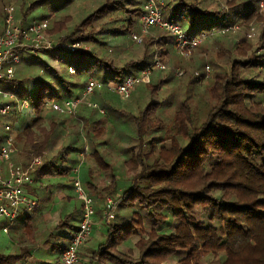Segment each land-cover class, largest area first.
<instances>
[{
    "label": "trees",
    "instance_id": "trees-1",
    "mask_svg": "<svg viewBox=\"0 0 264 264\" xmlns=\"http://www.w3.org/2000/svg\"><path fill=\"white\" fill-rule=\"evenodd\" d=\"M63 1L66 0H19L21 24L30 22V12L42 4H51L49 10L54 14L59 8L56 3ZM162 1V17L181 25L188 36L222 24L226 27L232 20L227 19L223 9L211 4L205 7L199 4L200 0ZM257 2L225 0L234 20L241 17V23L246 25L252 18L257 20V36L255 40L243 37L239 42L225 43L211 52L210 75L201 91L192 89L190 84L205 79V62L192 55L188 59L175 55L170 34L155 27L140 43L132 39L133 34L140 33L142 0H101L58 41V44L79 41L82 48L72 52L61 47L49 49L52 53L47 50V59L41 62L47 73L45 79L28 81L25 75L10 79L19 80L15 95L28 100L30 107L26 110L32 116L22 126L19 139L25 147L41 150L57 127L53 119L60 115L46 107L47 101H61L80 93L89 78L121 82L148 66L154 55L163 63L171 59L172 67L156 69L167 71V75L178 63L187 60L186 68L189 64L198 67L197 75L196 70H185L181 75L186 81L184 89L171 87L156 94L168 79L153 77L145 84L149 89L148 102L136 112L121 107L119 100L115 102L120 98L116 94L106 88L98 89L97 104L107 117L89 122L90 119L81 116L90 156L108 178L107 186L101 189L90 177L85 183L97 198L107 193L115 201L114 221L106 224L104 241L91 251L89 264H205V257L213 259L207 264H264V13H258ZM5 3L7 0H0L1 6ZM45 18V12L41 11L32 20ZM68 21V16L53 20L51 32L62 31ZM125 36L130 48L112 54L110 41ZM84 41L91 42L93 47L85 49ZM56 51L77 54L75 63L64 62L68 75L60 73L52 63L62 59ZM69 67L73 73L68 71ZM26 81L30 82L31 90L24 88ZM88 107L98 115L96 108ZM163 109H171L169 124L159 115ZM23 111L15 113L12 119L18 121ZM109 119L123 124L118 127V134L122 133L129 144L123 165L131 182L119 195H116V175L106 152L99 147L108 143L103 137L112 130ZM42 120L49 125L47 133L42 129ZM66 157L65 154L60 159L63 166L44 162L36 172L70 175L71 180L77 163L71 168ZM121 208H128L129 212L122 215ZM94 210L100 213L97 205ZM80 214L81 203L58 221L55 229H60V233L50 235L57 240L49 245L52 251L61 255L77 226L73 224V216ZM33 216L32 212L26 214L9 230L17 228L18 223L29 229ZM132 235H140L133 251L121 250L123 242ZM28 256L29 251L0 254V264H17Z\"/></svg>",
    "mask_w": 264,
    "mask_h": 264
},
{
    "label": "rangeland",
    "instance_id": "rangeland-1",
    "mask_svg": "<svg viewBox=\"0 0 264 264\" xmlns=\"http://www.w3.org/2000/svg\"><path fill=\"white\" fill-rule=\"evenodd\" d=\"M101 0H66L63 2H57L56 6H58V11L54 14L50 13V7L51 4L44 3L41 6L35 8L32 12H30L29 19H34L37 17V15L43 11L46 14L45 19H48V30L45 34L46 39L52 44L55 45L59 40L62 39L63 36L67 35L74 26H76L79 21L87 14L92 12L96 5ZM256 1V0H255ZM258 7L259 3L262 0H257ZM225 0H200L199 4H202L205 7L208 4H211L212 6L216 7L217 9H223L225 11V15L228 20H231L229 24L225 27L218 26L217 29H221L217 32L210 33L205 37V39L201 42V44L192 49L188 54H180L177 53L174 49L173 52H175V55L182 59H188L191 55V57H194V59L200 60L201 62H205V79H201L200 81L196 82L195 85L190 84L192 89L201 91L204 89V86L207 83V77L210 75V69L212 67L211 62L213 61V57L210 54L211 52H216L224 45L225 43L231 42H239L241 38L245 37L246 40H255L258 32V26L259 23L257 20L252 18V20L249 21V23L244 24L241 23L242 18L237 17L236 20H234V15L230 12V10L225 6ZM12 5L15 7V15L17 18H22L21 11L19 10V0H7V3H5V6L0 5V21L3 19V13L5 14V9L7 6ZM259 13V11H258ZM263 14V13H259ZM64 16L69 17V21L66 23L65 28L58 32L53 33L51 32L52 27V21L61 18ZM224 27V28H223ZM227 30H224L226 29ZM207 31V30H206ZM229 31L227 34H222L224 32ZM128 36L122 37V38H115L110 41L109 48L112 49V54H116L117 52L126 50L130 48V44L128 41H126ZM84 47L85 49H91L92 43L84 41ZM50 53L52 51L49 50ZM57 55L59 58L56 62L55 60L52 61L54 66L58 69V71L62 74L66 73L65 67L66 65L64 62L71 61L75 63L77 61V54H71L67 55L62 52H57ZM47 52L44 53L42 56L43 58H35L31 56L30 54L26 52L21 53V60L20 63L15 66V75L16 78H20L21 76L25 75L26 78H28V81L33 80L34 78H44L47 77V73L44 71L43 64L41 63L46 58ZM173 54V53H172ZM169 58V57H167ZM47 59V58H46ZM196 61V62H197ZM188 60L183 62L182 64H177L176 68H174L171 75H167V71H158L154 69V73H151L150 80L147 83H143L141 85H138L135 87V89L131 92L130 96L133 97L131 100V97L129 99H123L122 97L117 98L115 102H118L121 107H125L127 110H131L133 112H136L138 108L145 105V103L148 102V94L149 89L146 88L145 84H148L153 77H156V80L158 79H168V81L165 84H162L161 88L156 91V94L160 92V90L163 89H171L178 88V89H184V86L186 84V81L181 76H175V70H181L183 73L185 70L191 71L196 70L198 67H190L191 64L188 65V68H186ZM195 61H192L194 63ZM163 63V62H162ZM210 63V64H209ZM38 64V65H37ZM167 68H170L171 65V59L169 58V61L167 63H163ZM196 64V63H195ZM41 65V66H40ZM179 65V66H178ZM172 67V66H171ZM206 67H208V71L206 70ZM194 68V69H191ZM156 70V71H155ZM161 70V69H159ZM165 70V69H164ZM70 73H73L69 70ZM74 71V70H73ZM153 72V71H152ZM199 70H196L194 72L195 75L198 73ZM21 73V75H18ZM182 73V75H183ZM190 73V72H189ZM67 74V73H66ZM199 74V73H198ZM68 75V74H67ZM185 75V74H184ZM72 77V76H71ZM73 78V77H72ZM26 81V82H28ZM24 83V88L31 90L32 87L30 85V82ZM17 84H19V80H4L0 79V89L8 91L12 93L15 97L17 95L15 92V89L17 87ZM82 88V87H81ZM105 89V88H103ZM26 90V91H28ZM102 90V89H101ZM80 91V90H79ZM109 93H113L107 89ZM96 93L94 92L93 95L86 98L87 103H81L78 105L76 111L71 115H56V117L53 119L55 122H57V127L53 131V133L50 136V140L48 144L45 145V147L41 150H38L33 147H25L23 145V142L21 139H19V135H21V128L24 126V124L31 121L32 116L29 115V110L23 111L24 114L20 118H18V121H15L10 118V122L12 121V128L13 132L16 136L15 141V148L16 152L13 155V160L15 162L20 163H27L32 158L39 156L42 158V163L44 162H55L58 166H63L61 164V157L66 154V158L69 159V162H71V168L75 163L81 162V170H80V182L82 186L87 190V192L91 195L94 205H97L100 213L96 214L95 212V224L92 229V235L94 231L97 233V238L93 239L92 235L89 237V239L83 244V246L80 249L79 252V258L80 260L85 263L89 264V257L90 253L93 250L92 248L86 246L87 243H91V246L94 247V249L97 247V245L104 241L105 238V232H106V224L110 221H114L111 219L110 221H107L105 216L106 212V206H105V198L111 197L114 198L113 195L103 193V198H97L87 187L86 181L90 177L92 180V183L97 187V189H101L103 187H106L108 184V178L107 175L101 171L97 166L93 158L90 156L91 149L89 147V143L87 138L85 137L83 133L82 123H81V116H84L90 121L95 119H100L102 116L105 118L107 116L102 115L101 113H98V115L95 112H92L90 109V106L88 103L95 102L96 100ZM115 94V93H113ZM19 98V97H16ZM95 98V99H94ZM13 99H4L0 97V103L3 102H11ZM96 100V101H95ZM99 112V111H98ZM171 109L166 110L163 109L161 112H159V115H161L165 120L166 123H170L169 120L170 117L168 115L170 114ZM6 121L9 120V117L5 118ZM109 119V127L112 129L109 134H107V137H103L105 139L107 145H101L100 149L104 150L106 152V158L107 161L111 164L113 168V172L116 175L117 179V190L116 195H119L123 192V190L130 185L131 178L130 173H128L125 170V167L123 165V161L127 158L126 154V148L128 147V143L124 141V135L118 134L119 128L123 126V124H119L120 121H110ZM43 124H41L42 129L45 131V133L49 130V125L45 120H42ZM17 122V123H14ZM108 123V122H107ZM91 126V125H89ZM108 127V129H109ZM119 127V128H118ZM44 133V134H45ZM36 134V133H35ZM159 133L155 134L158 135ZM38 135V134H36ZM42 137V136H41ZM120 139H119V138ZM42 138L38 139V141H41ZM67 152V153H66ZM69 164V163H68ZM37 170V169H36ZM36 170L33 172V182L32 186L29 189L30 193L36 198L37 204L35 207V211L33 213L31 227L24 228L20 227V224L18 223L17 228L8 230L7 234L0 233V254L3 255H16L19 252L23 251H29V256L18 262L17 264H58L60 260V253L58 251H52L49 247L50 243L56 242L53 237H50V235L55 236L60 233V229H55L58 221L62 218L64 214H68L72 212V210L76 207H78V204H80V200L76 197L71 180L70 175L68 176H62L59 174H56L52 171L45 172V173H38ZM101 196V197H102ZM114 200V199H113ZM122 215L129 212L128 208H121L119 211ZM79 216H73V224L76 225L78 223ZM97 228V229H96ZM49 236V237H48ZM140 235H132L127 240L123 242L120 249L123 251H126V249H134V243L138 239ZM211 257H205L204 263L207 264L209 262H212ZM112 264V263H107Z\"/></svg>",
    "mask_w": 264,
    "mask_h": 264
},
{
    "label": "built area",
    "instance_id": "built-area-1",
    "mask_svg": "<svg viewBox=\"0 0 264 264\" xmlns=\"http://www.w3.org/2000/svg\"><path fill=\"white\" fill-rule=\"evenodd\" d=\"M142 13L139 18L140 33L132 35L136 43H140L152 28L166 31L173 38V47L177 53L188 54L192 49L198 47L208 34L221 29L213 27L202 33L188 36L181 25L164 19L161 14L162 0H142ZM258 11L264 13V0L259 3ZM48 30L46 19L31 20L25 25L21 24V18L15 15V7L9 5L5 9L3 19L0 21V79L10 80L15 74V66L20 63L21 53L26 52L33 56H43L52 48L61 47L70 52L83 47L79 41L66 44L52 45L45 37ZM224 30H227L224 29ZM221 32V31H219ZM154 69H166L161 60L154 55L148 66L140 70L136 75L127 76L121 82H103L89 78L82 87L80 93L72 95L61 101H47L46 107L62 115L73 114L78 105L87 103L86 98L94 94L98 89L106 88L109 91L127 99L131 92L143 83L150 80ZM73 72V68L69 67ZM208 71V67L206 68ZM182 71L176 69L175 75L181 76ZM0 97L13 99L11 102L0 103V233L7 234L10 227L15 225L19 219L31 213L36 207V198L32 196L29 187L33 182V172L42 163V158L36 156L27 163L15 162L13 155L16 152L15 136L10 118L15 113H20L30 107L27 99L16 98L12 93L0 89ZM96 108L99 113L104 114L103 108L97 103H88ZM9 117L6 121L5 118ZM81 162L72 169V188L81 203V214L76 228L73 230L68 244L60 255L59 264H85L79 258V252L83 244L92 234L95 224L94 202L91 195L82 186L79 178ZM115 201L111 197L105 198V218L107 221L113 219V207Z\"/></svg>",
    "mask_w": 264,
    "mask_h": 264
},
{
    "label": "crops",
    "instance_id": "crops-1",
    "mask_svg": "<svg viewBox=\"0 0 264 264\" xmlns=\"http://www.w3.org/2000/svg\"><path fill=\"white\" fill-rule=\"evenodd\" d=\"M31 186H32V185H31ZM31 186L29 187V189L31 188ZM96 229H97V228H96ZM95 231H96V230H95ZM95 231H94L93 235L91 234L92 237H93V239H96V238H97V235H96L97 233H96ZM90 237H91V236H90ZM91 243H92V242L90 241V243H87L86 246H88V247L94 249V247L91 246Z\"/></svg>",
    "mask_w": 264,
    "mask_h": 264
}]
</instances>
